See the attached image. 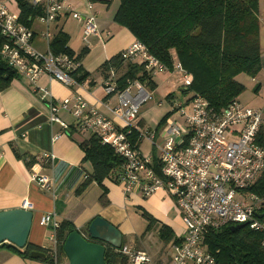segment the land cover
Masks as SVG:
<instances>
[{"label":"built area","instance_id":"obj_1","mask_svg":"<svg viewBox=\"0 0 264 264\" xmlns=\"http://www.w3.org/2000/svg\"><path fill=\"white\" fill-rule=\"evenodd\" d=\"M30 2L43 10L36 19L42 24L39 37L46 49L40 51L33 45L34 31L19 20V14H14L6 1L0 0V59L31 86L37 85L42 75L68 87L82 83L72 75L80 61L66 53L51 51L54 34L50 25L62 13L69 12L82 24L83 42L88 43L92 35L103 40L96 15L73 10L66 0ZM121 52L123 59L143 64L152 76L170 71L178 74L180 87L186 88L192 82L191 73L179 61L175 59L172 70H168L138 40ZM116 74L110 69L102 81L106 94L101 102L104 112L80 94L57 98L49 89H42L40 98L47 102L50 122L66 129L68 125L59 117V112L69 113L79 132L96 135L123 159L116 179L125 194L138 191L146 197L162 189L172 196L184 229L180 241L172 244L168 264H218L204 242L209 229L245 224L264 233V215L258 216L264 213V194L251 190L257 187L264 172V137L260 134L264 107L250 108L232 100L215 109L201 95L188 92L183 96L184 102L173 95L170 113L185 114L183 107L191 102L190 113L183 122L166 117L158 132L139 122L140 108L152 99V92L138 79L127 80L116 90ZM110 97L115 98L114 103L109 102ZM132 130L138 132L137 143L143 139L151 142L154 154L141 153L130 141ZM55 159L53 153L45 151L41 153L40 166L30 167L31 180L43 191L54 188L52 176L41 170ZM39 223L52 229L53 248L49 256L57 264L55 228L59 222L48 213ZM117 251L127 257L128 264H154L144 250L122 245Z\"/></svg>","mask_w":264,"mask_h":264},{"label":"crops","instance_id":"obj_2","mask_svg":"<svg viewBox=\"0 0 264 264\" xmlns=\"http://www.w3.org/2000/svg\"><path fill=\"white\" fill-rule=\"evenodd\" d=\"M66 2L82 14L94 13L97 29L104 39L92 35L88 43L81 41V22L71 13L64 12L50 25V29L53 38L60 30L67 34V46L74 52L73 56L76 57L86 49L80 58L81 71L88 73L86 79L76 86L68 87L42 75L37 85L31 86L24 78L14 76L7 86L0 88V211L18 207L32 210L33 222L28 243L47 250V253L44 251L47 256L53 248L50 240L52 229L39 223L43 215L50 213L58 222L68 220L81 233L85 232L94 217L101 216L119 229L122 245L146 251L154 264H168L174 242H164L159 238L158 225L145 231L148 221L142 216V210L156 219L158 224L169 226L175 238H181L184 224L172 196L162 189L146 197L138 191L125 194L122 185L109 178L103 180V187L93 181L80 189L85 182V175L92 170L90 162L83 160L84 152L78 143L87 134L74 131V119L64 111L59 112V117L68 125L66 129L56 122H50L47 102L40 98L42 89H49L57 98L80 94L90 105L104 112L101 102L106 99V94L102 86L100 65L137 40L126 27L115 21L120 0ZM8 7L10 10L15 9ZM16 7L19 14L18 5ZM35 20L30 25L35 33L32 43L44 51L45 43L39 37L43 27L38 20L39 26L34 27ZM120 70L123 72L125 69L121 67ZM164 73L168 77L175 76L171 81L172 91L179 89L178 74L170 71ZM109 101L114 103L115 98L110 97ZM169 113L170 107L151 104L140 112L139 121L143 127L159 132L160 127L157 126L160 120ZM139 150L144 155L153 153L151 142L143 139ZM45 151L56 157L53 164H47L41 170L52 176V191L41 190L30 178V167L40 166L41 153ZM25 156L27 160L31 159L30 165L26 163ZM126 239L129 244L125 243ZM0 264L52 263L46 259L22 257L0 245ZM57 264H68L66 256Z\"/></svg>","mask_w":264,"mask_h":264},{"label":"trees","instance_id":"obj_3","mask_svg":"<svg viewBox=\"0 0 264 264\" xmlns=\"http://www.w3.org/2000/svg\"><path fill=\"white\" fill-rule=\"evenodd\" d=\"M15 2L19 8V20L29 27L33 19L43 12L40 7L32 5L30 0ZM260 12L264 38V0H120L115 21L126 27L168 70H172L176 59L184 70L191 73V84L186 88H179L183 94L191 92L201 95L210 106L220 109L230 101L237 100L242 89V84L236 79L238 74L246 73L254 77L264 69ZM67 40V34L58 31L50 43L51 51L73 56L74 52L67 46ZM85 52L86 49H83L73 57L80 61ZM121 67L125 69L123 72ZM110 69L117 73L116 90L132 79H138L153 89L156 86L144 65L123 59L121 51L100 65L103 79ZM72 75L80 83L88 73L81 71L79 62ZM14 76H17L15 71L0 59V88L7 86ZM172 96L173 93H168L166 98L170 99ZM166 117L160 120L157 128L164 123ZM140 125L142 126L141 123ZM260 134L263 138V128ZM137 136L136 130L129 134L130 141L139 147ZM78 143L84 152L83 160L90 162L92 168L91 173L86 174L80 189L93 181L103 187L105 178L117 182L116 176L121 170L123 159L112 147L101 143L92 133H87L86 138ZM25 160L28 165L32 162L31 159L27 160V156ZM251 190L264 194V172L257 187H251ZM142 216L148 221L145 231L158 225V236L162 241H180V238H175L169 226L158 224L145 210H142ZM74 229V225L68 220L59 222L55 228L57 262L65 257L62 245L67 234ZM263 239V232L251 229L248 225L238 229L227 225L218 230L209 229L204 242L218 264H264ZM0 245L22 257H29V253L35 249L47 253V250L29 243L22 249L9 243ZM104 259L105 264H127V257L109 245L106 246ZM46 261L55 264L49 255Z\"/></svg>","mask_w":264,"mask_h":264},{"label":"water","instance_id":"obj_4","mask_svg":"<svg viewBox=\"0 0 264 264\" xmlns=\"http://www.w3.org/2000/svg\"><path fill=\"white\" fill-rule=\"evenodd\" d=\"M263 214H258L262 217ZM32 210L23 207L0 211V244L9 243L18 249L28 243L32 227ZM245 224L234 225L233 229ZM119 249L122 245V234L119 229L101 216L94 217L84 233L74 229L69 232L62 248L68 264H105L106 246ZM31 258L46 259L47 254L42 250H32Z\"/></svg>","mask_w":264,"mask_h":264},{"label":"rangeland","instance_id":"obj_5","mask_svg":"<svg viewBox=\"0 0 264 264\" xmlns=\"http://www.w3.org/2000/svg\"><path fill=\"white\" fill-rule=\"evenodd\" d=\"M8 5L11 6V8H15L11 10L14 12V14H18V9L16 10V2L13 1H7ZM261 6V5H260ZM261 11V10H260ZM259 21L261 25L260 29V41L263 45V20H262V12L259 13ZM34 27L39 26V23L37 20H35ZM81 41L82 40V34L80 35ZM152 79L155 81L156 86L155 88H151L150 86H146L147 90L152 92V99L147 101L141 108L140 112L145 110L148 106L151 104H156L158 102H162L161 104L165 107H170V99L166 98V95L168 92L172 93L176 97H179V99L184 102V94L183 92L179 91V89H176V91H172L171 88V81L175 79V76L172 75L168 77L163 71L160 72L157 75L152 76ZM236 79L242 84V89L239 95L237 96V101L240 102L242 105L250 108H263L264 107V69H262L256 76H251L246 73H240L236 76ZM191 94V93H190ZM182 95V96H181ZM110 102V101H109ZM111 103V102H110ZM191 108V102L187 105H184L183 110L185 111V114H180L177 111H173L167 115L168 118L175 119L179 122H183L185 117L190 113ZM169 110V109H168ZM164 123L160 126L159 132L161 131ZM263 132H264V124H263ZM159 142V139H157ZM125 243L129 244V240L126 239Z\"/></svg>","mask_w":264,"mask_h":264}]
</instances>
